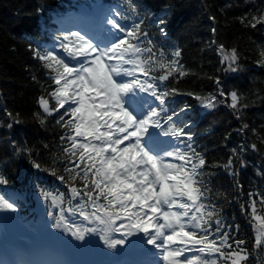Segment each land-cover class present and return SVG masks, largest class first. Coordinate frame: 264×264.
<instances>
[{
    "label": "snow or ice",
    "instance_id": "obj_1",
    "mask_svg": "<svg viewBox=\"0 0 264 264\" xmlns=\"http://www.w3.org/2000/svg\"><path fill=\"white\" fill-rule=\"evenodd\" d=\"M211 19L216 21L215 16ZM239 19L246 27H264V9ZM75 28L55 29L51 44H28L31 55L45 69L44 83L48 85L47 96L39 98L43 113L38 111L32 118L45 127L51 118L64 129L56 155L41 162L33 147L12 141L15 155L27 156L33 167L58 175L66 185L65 191L37 185L49 205L50 227L64 234L59 237L61 246L74 253L109 257L110 253L98 245V236L107 249L118 254L152 245L158 250L153 254L161 258L153 264H250L254 249L241 235V225L226 223L223 215V204L233 194L213 192L211 187L214 170L221 165L194 147L196 124L190 115L191 105L178 104L176 97L195 96L205 108L214 109L216 93L230 95V106L238 117L247 107L246 100H241L237 91L226 93L218 76L211 77L216 93H185L173 86L191 69L185 68L181 49L169 45L166 20H150L140 0L97 5L87 23ZM211 31L216 33L217 28L213 26ZM211 43L227 62L222 71L241 67L236 47L229 51L215 39ZM256 62L264 65V47ZM50 98L55 104H50ZM7 115L13 123L24 119L19 112ZM242 125L239 131L249 127ZM251 148L260 151L257 143ZM246 149L247 145L232 148L233 156L223 164L234 178V158L245 166L241 153ZM257 172L264 176V171ZM0 184H10L2 172ZM236 191H243V185L237 183ZM246 195L251 211L244 203L240 207L249 219L258 222L254 245L264 253V190ZM234 198L240 199L238 195ZM19 210L17 199L0 194V211ZM0 264L20 262L5 260ZM90 264L130 262L98 259Z\"/></svg>",
    "mask_w": 264,
    "mask_h": 264
},
{
    "label": "trees",
    "instance_id": "obj_2",
    "mask_svg": "<svg viewBox=\"0 0 264 264\" xmlns=\"http://www.w3.org/2000/svg\"><path fill=\"white\" fill-rule=\"evenodd\" d=\"M141 1L154 12H161L162 18L166 20L167 31L172 32L180 42L182 62L191 71L176 81L174 86L185 93H212L216 83L211 77L222 78L219 61L211 46L213 39L223 43L227 49L236 47L241 54L244 70L229 77L225 88L237 91L241 100H246L247 107L241 110L242 115L238 117L228 103L229 109L225 107L227 110L219 108L213 111L195 130L206 145L201 150L210 161L221 165L214 170L211 184L213 192L233 194V198L223 204L224 219L229 220V223H239L241 235L249 240L252 238L248 225L250 220L247 221L240 205L244 203L250 212L246 193L264 190L259 185L252 163L259 154L264 165V65L256 62L260 59L263 37L258 26L255 29L246 27L241 24L239 17L255 13L248 0ZM56 3L58 0H0V164L3 162L6 168L12 164L10 150L13 140L33 147L37 158L43 162L56 155L59 138L64 131L54 120H49L45 127L38 119L32 118L39 111V98L47 96L48 85L44 83L45 69L28 48V44L33 42L27 39L28 35L38 33L40 14L52 10ZM41 8H44L43 12ZM212 16L216 17V21L211 19ZM213 26L217 28L216 33L211 31ZM34 75L38 79L34 80ZM189 98L184 102L193 106ZM9 111L21 113L24 117L22 122L18 125L13 123L7 115ZM242 122L249 127L239 131ZM8 124H12V127L9 128ZM252 143H257L260 151L253 150ZM242 145H247L246 151L241 153L246 165L242 167L234 158V178L223 164L233 156L231 149L239 150ZM237 183L243 185V191H236ZM236 195L240 197L239 200L234 198Z\"/></svg>",
    "mask_w": 264,
    "mask_h": 264
},
{
    "label": "rangeland",
    "instance_id": "obj_3",
    "mask_svg": "<svg viewBox=\"0 0 264 264\" xmlns=\"http://www.w3.org/2000/svg\"><path fill=\"white\" fill-rule=\"evenodd\" d=\"M24 232H27L25 227H23V226L21 227V225L18 222H16L14 219L11 218V219H9L7 221L6 226H5V230L0 233V236L2 237L3 241H8V240H11V239H15V240H17L19 242V245H23V243L20 241V239L23 237V235H24L23 233ZM57 235L58 236L56 237V243H60L59 237H62L64 234L57 232ZM116 235L119 236V234H116ZM40 237L43 238V239H47L48 240L49 238L54 237V236H52V235H50L49 233L46 232L45 235H43V236L40 235ZM97 243H99L98 240H97ZM135 250H139L140 252H144V253H146V252L147 253H154L152 245H149V244H144L143 247H141V248L127 250V252L128 251H133L134 252ZM56 251H57V246H56ZM56 251L52 250V252H51V253H53V257H55V258H56ZM64 251L68 253V258L66 260L74 258V255H72L70 253V251H68L66 249ZM81 254L83 256V253H81ZM92 255H94V254L85 253L84 257L88 258V259H85V258L83 259L80 255L76 256V259L79 262L83 261L84 264H90V262H92V260L90 259V257ZM186 255H189V253H186ZM129 257H131V256H129ZM98 259H101V258L99 256H97L96 260H98ZM106 259H116V260L128 261L129 262V258H127L126 255L124 257H121V258H118V257H115V256H110V257H108ZM62 260H64V259H62ZM79 262H78V264H80Z\"/></svg>",
    "mask_w": 264,
    "mask_h": 264
}]
</instances>
